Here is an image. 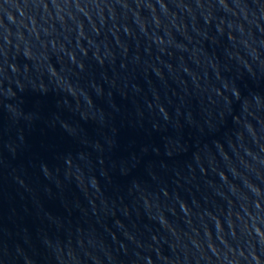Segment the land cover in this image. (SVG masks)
I'll use <instances>...</instances> for the list:
<instances>
[{"label":"water","instance_id":"water-1","mask_svg":"<svg viewBox=\"0 0 264 264\" xmlns=\"http://www.w3.org/2000/svg\"><path fill=\"white\" fill-rule=\"evenodd\" d=\"M0 264H264V0H0Z\"/></svg>","mask_w":264,"mask_h":264}]
</instances>
